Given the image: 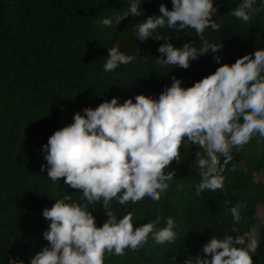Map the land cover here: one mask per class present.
Wrapping results in <instances>:
<instances>
[{"label":"trees","instance_id":"obj_1","mask_svg":"<svg viewBox=\"0 0 264 264\" xmlns=\"http://www.w3.org/2000/svg\"><path fill=\"white\" fill-rule=\"evenodd\" d=\"M263 174L264 0H0V264H264Z\"/></svg>","mask_w":264,"mask_h":264},{"label":"rangeland","instance_id":"obj_2","mask_svg":"<svg viewBox=\"0 0 264 264\" xmlns=\"http://www.w3.org/2000/svg\"><path fill=\"white\" fill-rule=\"evenodd\" d=\"M137 33L141 36H145L147 37L149 35V31L147 29H137ZM220 137V133H217L215 130H211V135L210 138L206 144V149H207V163L211 166V167H215L218 159H219V155L221 152V148L218 144V140ZM190 141V137L181 139L180 142H182L183 144H187ZM262 177L264 178V174L262 175ZM256 216L258 219L260 220H264V207L262 205H258L256 208ZM258 242V236L256 231H254L251 234L250 240H249V244H250V249Z\"/></svg>","mask_w":264,"mask_h":264}]
</instances>
